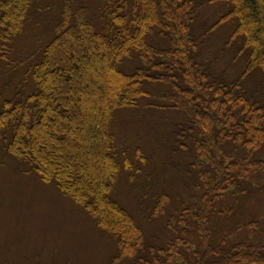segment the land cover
Returning <instances> with one entry per match:
<instances>
[{
    "label": "trees",
    "instance_id": "1",
    "mask_svg": "<svg viewBox=\"0 0 264 264\" xmlns=\"http://www.w3.org/2000/svg\"><path fill=\"white\" fill-rule=\"evenodd\" d=\"M43 1L0 0V53L3 50L13 52L15 40L32 22L34 4ZM53 1L40 6L38 13L45 14L53 7ZM95 2L98 9L95 12L82 4H74L73 12L65 8L55 24L51 41L30 71L33 90L19 101L5 103L0 113V137L10 133L8 153L20 162L21 170L35 172L44 181L57 184L83 206L99 228L114 235L121 254L130 246L134 254L127 257L132 262L138 260L146 264L144 255L149 247L147 240L146 244L143 240L142 227L112 194L116 180L123 173L135 179L140 168L133 167L129 160L124 164L119 162L111 123L117 111L138 107L142 99L155 98L150 88L147 89L149 84L170 86L171 91L165 97L173 101L178 98V108L186 106V124L179 122L178 143L187 149L186 141H190L195 165L199 167L198 177L205 189L202 207L195 212L200 244L197 250H192L185 243V250L193 255V261L183 259L180 264H264V245L253 246L246 242L228 245L227 239L212 246L207 230V214L213 211L218 198L229 194L242 196L238 188L251 185L258 175L264 174V43L261 41L264 38V0ZM203 10L208 12L205 17L214 15L213 20L203 17L211 22L207 31L204 30L206 26L201 25ZM97 12L102 17L101 27ZM223 28L229 30V35L219 55L226 49L232 51L231 63L236 66L237 74L231 81L224 74H216L210 59L207 62L204 58L203 46L208 36L214 29ZM234 44H238L236 52L231 48ZM98 45L107 51L106 61L115 74L116 79H113L117 80L118 90L111 93L108 102L101 98V105L96 108L101 118L95 129L98 138L95 157L104 156L113 165L111 171L109 166L93 165L95 174L89 166L90 158L81 159L84 171L96 176L100 190L104 184L98 194H89L81 200L75 192L66 189L63 180L69 184L72 164L67 158L77 151L69 135L71 131L83 135L79 126L72 122L81 105L76 94L80 93L79 79L82 77L75 80L74 76L85 72L81 63L86 62L89 53L98 49ZM95 81L93 78L92 82ZM85 100L90 104L91 97L86 96ZM50 120L59 124L52 143L57 150L63 148L67 158L56 153L55 160L48 161L36 153L40 142L47 141L48 132L45 128L35 130ZM90 155L93 162V153ZM74 165V175L78 178V164ZM47 171L53 174L47 177ZM80 190L82 194L89 192L83 186ZM97 195L113 210L106 213L112 230L103 224ZM164 207L153 216H162ZM212 255L216 261H207ZM156 261L157 264H173L174 259L164 252Z\"/></svg>",
    "mask_w": 264,
    "mask_h": 264
},
{
    "label": "rangeland",
    "instance_id": "2",
    "mask_svg": "<svg viewBox=\"0 0 264 264\" xmlns=\"http://www.w3.org/2000/svg\"><path fill=\"white\" fill-rule=\"evenodd\" d=\"M48 1L34 4L32 22L15 40L13 52L6 53L3 50L0 53V113L6 102L19 101L33 90L30 71L51 41L55 24L65 8L73 12L74 4H82L93 12L98 11L95 0H69V3L55 0L53 7L45 14L38 13L40 6ZM206 15L208 12L203 10L201 25H205L204 30L207 31L211 22L205 18L213 20L214 15ZM98 25L102 26L99 14ZM228 35L227 28L219 31L214 29L203 50L204 58L207 62L210 59L215 73L224 74L231 81L237 74L236 66L231 63L232 51L226 49L219 55ZM263 40L261 38L262 44ZM97 47L89 53L86 62L81 63L85 72L74 76L75 80L78 76L82 77L79 79L80 93L76 94V100L81 104L80 111L74 114L72 122L79 126L83 135H76L74 131L69 135L77 155L67 158L63 148H55L52 141L59 127L56 120H50L51 125L48 122L35 130L38 132L45 128L48 132L47 141L43 140L38 148L35 147L38 155L44 160L54 161L57 153L72 164L69 184L66 179L63 180L66 189L75 192L81 200L89 194H98L100 190L96 176L84 171V159L90 158L92 170L93 165L98 164L109 166L111 171L113 165L104 156L99 159L95 157L98 143L95 129L101 118L96 108L101 105V98L108 102L111 93L118 90L115 74L106 61L107 51L103 46ZM231 48L236 52L238 44ZM93 78L95 82H92ZM67 84L71 86L70 82ZM148 88L155 98L142 99L138 107L117 111L111 123L119 162L124 164L129 160L133 167L140 168L135 179L130 178L131 174L123 173L116 180L112 194L133 215L136 224L142 227L143 240L145 244L147 240V246L151 248L144 255L148 262L146 264H157L156 258L160 260L164 252L172 255L173 264H180L183 259L193 261V255L185 250V243L192 250L199 247L195 212L202 207L205 189L198 177L199 167L195 165L190 141H186L187 149L178 143L177 133L181 130L179 122L186 124V106L178 108V98L173 101L165 97L171 91L170 86L149 84ZM86 96L91 97L90 104L86 102ZM10 137V133L0 137V264H145L129 259L134 254L130 246L121 254L114 235L99 228L86 209L66 195L57 184L44 181L35 172L21 170L20 162L7 151ZM78 153L82 154L81 157ZM92 153L95 158L93 162ZM75 163L79 165H76L80 175L78 178L74 175ZM94 172L96 174L97 171ZM46 174L50 177L53 171H47ZM82 186L89 192L80 193ZM237 191L242 196L223 195L216 200L213 211L207 214L209 242L216 246L228 239V245L240 242L253 246L264 245V174L258 175L251 185L238 188ZM97 199L99 214L104 218L103 224L111 229L106 213L113 210L101 202L103 198L97 195ZM163 207L165 212L162 216H153L156 211L161 212ZM152 252L156 253L153 255ZM209 257L207 261H216L215 256L212 255L211 260Z\"/></svg>",
    "mask_w": 264,
    "mask_h": 264
}]
</instances>
